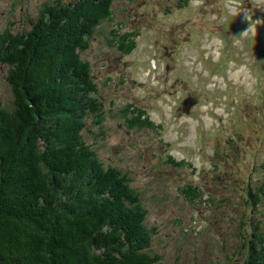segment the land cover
<instances>
[{"label":"rangeland","instance_id":"rangeland-1","mask_svg":"<svg viewBox=\"0 0 264 264\" xmlns=\"http://www.w3.org/2000/svg\"><path fill=\"white\" fill-rule=\"evenodd\" d=\"M53 2L0 0V33L27 31ZM90 42L80 57L97 90L83 96L99 109L83 137L142 193L147 252L156 264H249L243 193L264 173V0H115ZM9 68L0 63V103L12 109ZM125 108L153 124H131ZM254 215L264 229V208Z\"/></svg>","mask_w":264,"mask_h":264},{"label":"trees","instance_id":"trees-1","mask_svg":"<svg viewBox=\"0 0 264 264\" xmlns=\"http://www.w3.org/2000/svg\"><path fill=\"white\" fill-rule=\"evenodd\" d=\"M114 1L54 0L27 31L0 33L14 94L12 109L0 103V264H156L142 193L128 174L102 165L82 133L99 107L83 96L97 86L80 54ZM137 109L125 108L130 123L146 121ZM259 182L252 188L248 179L243 193L255 212L264 208V173ZM255 217L249 264H264Z\"/></svg>","mask_w":264,"mask_h":264},{"label":"water","instance_id":"water-1","mask_svg":"<svg viewBox=\"0 0 264 264\" xmlns=\"http://www.w3.org/2000/svg\"><path fill=\"white\" fill-rule=\"evenodd\" d=\"M197 101V99L193 96H188L185 100H184V109L186 111H189L190 107Z\"/></svg>","mask_w":264,"mask_h":264},{"label":"clouds","instance_id":"clouds-1","mask_svg":"<svg viewBox=\"0 0 264 264\" xmlns=\"http://www.w3.org/2000/svg\"><path fill=\"white\" fill-rule=\"evenodd\" d=\"M246 19H249L251 20L249 17H246ZM255 29H254V25H253V22L251 21V24H250V27L248 29H246L242 34L241 36H246L249 32H254Z\"/></svg>","mask_w":264,"mask_h":264}]
</instances>
